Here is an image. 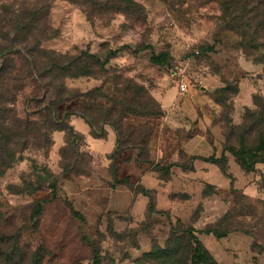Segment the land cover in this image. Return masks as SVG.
<instances>
[{
  "label": "rangeland",
  "instance_id": "1",
  "mask_svg": "<svg viewBox=\"0 0 264 264\" xmlns=\"http://www.w3.org/2000/svg\"><path fill=\"white\" fill-rule=\"evenodd\" d=\"M192 236L264 264V0H0V264H204Z\"/></svg>",
  "mask_w": 264,
  "mask_h": 264
},
{
  "label": "trees",
  "instance_id": "2",
  "mask_svg": "<svg viewBox=\"0 0 264 264\" xmlns=\"http://www.w3.org/2000/svg\"><path fill=\"white\" fill-rule=\"evenodd\" d=\"M39 185H41L40 187L46 186L48 189H51V190L55 189V181L54 180L47 181V182H45L43 184H39ZM41 209L42 208L40 205L35 204L33 211L31 212L30 219H32V221H33V224H32L33 229H34V225L36 223V218H38V216L41 214ZM192 238L194 240V243L196 244V249H195L196 253L194 254V259L196 258L204 264H210V261L206 257V253L204 251L203 252L200 251V249L202 248L200 242L194 236H192Z\"/></svg>",
  "mask_w": 264,
  "mask_h": 264
}]
</instances>
